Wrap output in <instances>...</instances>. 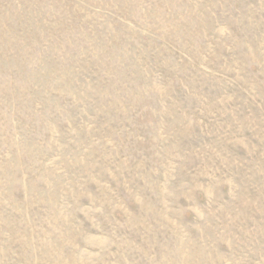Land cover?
I'll list each match as a JSON object with an SVG mask.
<instances>
[{"label": "rangeland", "instance_id": "374dc122", "mask_svg": "<svg viewBox=\"0 0 264 264\" xmlns=\"http://www.w3.org/2000/svg\"><path fill=\"white\" fill-rule=\"evenodd\" d=\"M0 264H264V0H0Z\"/></svg>", "mask_w": 264, "mask_h": 264}]
</instances>
